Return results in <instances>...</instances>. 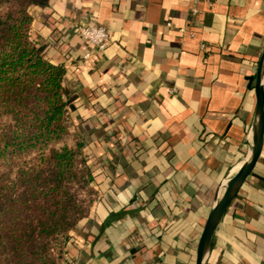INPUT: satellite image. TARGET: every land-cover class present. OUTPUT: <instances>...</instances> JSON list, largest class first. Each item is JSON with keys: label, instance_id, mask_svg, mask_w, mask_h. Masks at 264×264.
I'll return each mask as SVG.
<instances>
[{"label": "crops", "instance_id": "obj_1", "mask_svg": "<svg viewBox=\"0 0 264 264\" xmlns=\"http://www.w3.org/2000/svg\"><path fill=\"white\" fill-rule=\"evenodd\" d=\"M30 13L101 170L65 264H196L218 187L249 149L264 0H50ZM87 25L110 31L104 51L78 33ZM209 264H264V143Z\"/></svg>", "mask_w": 264, "mask_h": 264}, {"label": "trees", "instance_id": "obj_2", "mask_svg": "<svg viewBox=\"0 0 264 264\" xmlns=\"http://www.w3.org/2000/svg\"><path fill=\"white\" fill-rule=\"evenodd\" d=\"M33 5L50 0H0V264H65L99 199L101 170L71 130L66 69L45 58Z\"/></svg>", "mask_w": 264, "mask_h": 264}, {"label": "water", "instance_id": "obj_3", "mask_svg": "<svg viewBox=\"0 0 264 264\" xmlns=\"http://www.w3.org/2000/svg\"><path fill=\"white\" fill-rule=\"evenodd\" d=\"M254 88L256 108L254 120L248 133L249 149L236 173L227 177L218 187L198 243L196 264H209L217 228L230 203L253 172L262 153L264 143V50L258 62Z\"/></svg>", "mask_w": 264, "mask_h": 264}, {"label": "built area", "instance_id": "obj_4", "mask_svg": "<svg viewBox=\"0 0 264 264\" xmlns=\"http://www.w3.org/2000/svg\"><path fill=\"white\" fill-rule=\"evenodd\" d=\"M78 33L98 51H104L111 42L110 31L102 25L78 26ZM90 54H85L88 59Z\"/></svg>", "mask_w": 264, "mask_h": 264}, {"label": "bare ground", "instance_id": "obj_5", "mask_svg": "<svg viewBox=\"0 0 264 264\" xmlns=\"http://www.w3.org/2000/svg\"><path fill=\"white\" fill-rule=\"evenodd\" d=\"M241 164V163H240ZM237 169H238V167H237Z\"/></svg>", "mask_w": 264, "mask_h": 264}]
</instances>
